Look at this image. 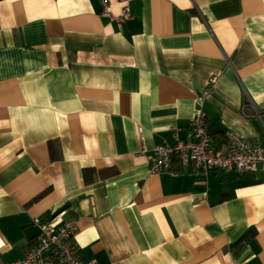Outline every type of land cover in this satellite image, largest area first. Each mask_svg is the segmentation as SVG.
<instances>
[{"label": "crops", "instance_id": "1", "mask_svg": "<svg viewBox=\"0 0 264 264\" xmlns=\"http://www.w3.org/2000/svg\"><path fill=\"white\" fill-rule=\"evenodd\" d=\"M101 11L0 0V264L62 211L84 263L264 264V171L149 172L200 107L215 149L232 130L264 151V0H130L120 27Z\"/></svg>", "mask_w": 264, "mask_h": 264}, {"label": "built area", "instance_id": "2", "mask_svg": "<svg viewBox=\"0 0 264 264\" xmlns=\"http://www.w3.org/2000/svg\"><path fill=\"white\" fill-rule=\"evenodd\" d=\"M101 15L110 21H115L118 27L130 16V0H118L121 9L118 15L108 10L107 0H98ZM216 77H211L208 84H214ZM191 139H179L178 129H170L173 144L162 143L152 149V161L149 166L151 174L169 170L175 158L180 163H191L201 174L206 175L210 170L217 169L224 172L233 171L245 174L252 171H264V151L253 148L243 138L232 130L223 133L225 149L219 151L212 146V136L207 126V115L203 108H199L190 121ZM140 141L142 128L137 129ZM65 212L53 215L49 220L41 222L33 219L32 223L38 229L35 244L24 254L10 264H93L84 263L74 243L76 226L73 220H63Z\"/></svg>", "mask_w": 264, "mask_h": 264}]
</instances>
